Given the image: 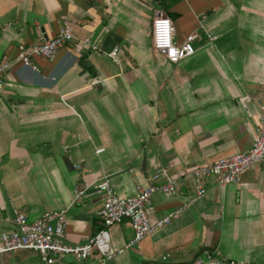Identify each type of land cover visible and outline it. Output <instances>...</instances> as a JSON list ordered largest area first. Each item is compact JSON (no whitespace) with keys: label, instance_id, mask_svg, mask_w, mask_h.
Returning a JSON list of instances; mask_svg holds the SVG:
<instances>
[{"label":"crops","instance_id":"0c3cea01","mask_svg":"<svg viewBox=\"0 0 264 264\" xmlns=\"http://www.w3.org/2000/svg\"><path fill=\"white\" fill-rule=\"evenodd\" d=\"M167 16L174 41L194 33L195 52L171 63L152 48L151 23ZM63 20L73 39L53 61L16 59L18 44L53 37ZM207 34L216 35L210 44ZM90 39L97 50L83 45ZM118 48L119 64L107 55ZM0 235L12 209L28 221L66 210L64 242H83L102 226V197L81 182L108 176L118 196L135 194L165 167L169 175L244 152L264 116V0H0ZM98 149L102 151L97 152ZM79 164V169L73 165ZM191 180L156 192L150 222L183 203L178 217L110 259L96 252L53 264H184L204 250L243 264H264V161L238 182ZM110 246L133 237L127 219L108 228ZM0 264H40L31 249L0 254Z\"/></svg>","mask_w":264,"mask_h":264},{"label":"built area","instance_id":"2783aa9c","mask_svg":"<svg viewBox=\"0 0 264 264\" xmlns=\"http://www.w3.org/2000/svg\"><path fill=\"white\" fill-rule=\"evenodd\" d=\"M71 29V25L63 20L53 37L31 45L18 44L16 59L24 66H31L33 58H40L48 62L53 61L58 50L73 39ZM207 35V41L210 44L217 37L214 34ZM196 38V34L189 33L181 43H176L174 41L173 23L169 17L157 16L152 20V48L171 63H176L192 55L195 52L193 42ZM82 43L85 47L97 50V47L88 38H85ZM107 55L114 63L119 64L118 48H112L107 52ZM10 63L11 61L7 59L0 61V97L4 94L2 74L7 70ZM100 151L102 149L97 150V152ZM262 161H264V116H260L256 135L250 148L246 151L216 158L210 163L187 168L172 176L169 175L167 168L159 167L151 175L152 183L138 186L135 194L131 196H118L108 176L76 185L73 190L72 204L79 203L89 189L95 190L102 197L101 206L96 211L102 226L95 234L81 243L69 245L64 242L65 209L45 211L35 221H28L21 210L12 209L14 229L0 235V254L18 249H31L38 254L40 264H53L66 255H71L77 260L86 259L94 252L104 260L110 259L126 248H132L138 244L155 228L178 217L188 205V202L183 203L152 223L146 212V206L149 204L152 194L162 192L173 195L177 192L180 180L188 177L193 189L190 200L193 201L203 196L205 179L213 178L221 186L238 182L241 172ZM73 167L77 170L80 165L74 164ZM123 219L128 220L133 230V237L124 245V248L113 249L110 246L108 228L118 224ZM217 253V251L204 250L195 259L184 264H243L217 257Z\"/></svg>","mask_w":264,"mask_h":264}]
</instances>
